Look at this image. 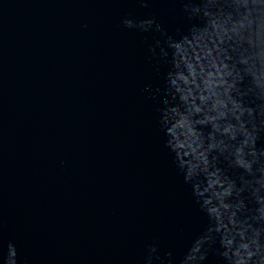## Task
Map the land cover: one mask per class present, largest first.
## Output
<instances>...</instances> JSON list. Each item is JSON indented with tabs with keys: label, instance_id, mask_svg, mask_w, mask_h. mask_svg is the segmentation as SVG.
I'll return each instance as SVG.
<instances>
[{
	"label": "water",
	"instance_id": "95a60500",
	"mask_svg": "<svg viewBox=\"0 0 264 264\" xmlns=\"http://www.w3.org/2000/svg\"><path fill=\"white\" fill-rule=\"evenodd\" d=\"M0 264H264V0H0Z\"/></svg>",
	"mask_w": 264,
	"mask_h": 264
}]
</instances>
